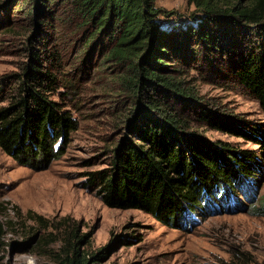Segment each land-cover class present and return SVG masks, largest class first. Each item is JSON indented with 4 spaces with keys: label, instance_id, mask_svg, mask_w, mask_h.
Instances as JSON below:
<instances>
[{
    "label": "trees",
    "instance_id": "obj_1",
    "mask_svg": "<svg viewBox=\"0 0 264 264\" xmlns=\"http://www.w3.org/2000/svg\"><path fill=\"white\" fill-rule=\"evenodd\" d=\"M155 1L2 0L0 9L23 5L37 28L41 18L53 25L61 8L63 21L75 25L82 49L112 62L120 93L138 102V119L127 126L130 136L107 152L105 167L83 174V188L107 207L139 209L163 224L191 226L187 215L194 217L201 203L209 212L214 201L223 210H232L229 201L240 206L236 190L251 182L256 158L251 151L236 153L189 132V120L172 103L191 102L196 121L244 137L253 134L262 142L264 123L237 125L198 103L197 93L170 63L220 62L215 65L227 67V75L253 95L264 114V0H187L198 16L185 28L163 24L160 16L171 12ZM51 57L56 67L58 57ZM43 65L39 51L30 48L20 73L0 77V148L34 170L48 168L63 155L77 128L70 113L50 98L56 80ZM5 79L15 82L8 95ZM253 210L264 216V200ZM80 242L73 229L68 231L58 264H97L106 248L87 257Z\"/></svg>",
    "mask_w": 264,
    "mask_h": 264
},
{
    "label": "rangeland",
    "instance_id": "obj_2",
    "mask_svg": "<svg viewBox=\"0 0 264 264\" xmlns=\"http://www.w3.org/2000/svg\"><path fill=\"white\" fill-rule=\"evenodd\" d=\"M155 5L171 12L160 16L163 24L185 28L197 21L198 13L187 0H156ZM13 8L0 9V77L13 78L22 71L30 48L39 51L44 70L56 80L50 98L70 113L77 128L64 154L43 170L18 165L0 148V264H58L71 229L85 256L106 248L97 264H264V216L253 210L264 200V142L253 134L244 137L196 121L194 104L175 100L176 110L189 120V132L236 153H253L251 182L236 190L240 206L229 201L232 210H223L214 201L207 212L201 203L194 217L187 215L194 221L191 226L181 227L163 224L139 209L107 207L83 188V174L105 167L107 152L130 136L127 126L138 119V102L120 93L112 62L82 49L83 41L73 34L75 25L63 21L61 8L53 25L41 18L37 28L26 18L23 5ZM53 53L56 67L50 65L56 62ZM170 64L197 93L198 103L237 125L264 123L257 100L227 75V67L215 65L220 62ZM6 79L3 89L8 95L15 82Z\"/></svg>",
    "mask_w": 264,
    "mask_h": 264
}]
</instances>
